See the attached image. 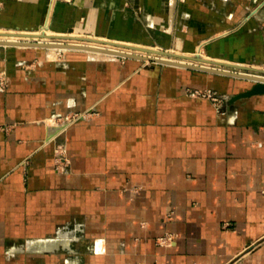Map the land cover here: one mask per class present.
<instances>
[{
  "label": "crops",
  "instance_id": "obj_1",
  "mask_svg": "<svg viewBox=\"0 0 264 264\" xmlns=\"http://www.w3.org/2000/svg\"><path fill=\"white\" fill-rule=\"evenodd\" d=\"M0 26L264 62V0H0ZM14 45L0 48V264H264V94L229 101L253 80Z\"/></svg>",
  "mask_w": 264,
  "mask_h": 264
},
{
  "label": "water",
  "instance_id": "obj_2",
  "mask_svg": "<svg viewBox=\"0 0 264 264\" xmlns=\"http://www.w3.org/2000/svg\"><path fill=\"white\" fill-rule=\"evenodd\" d=\"M20 34H29V35H36L35 33H20ZM38 36H45L49 37L51 39H82V40H95L99 41L102 43H110L118 46H124V47H130L134 49H140V50H145V51H154L159 54H166V55H174L175 57L179 58H187L191 59L196 62H205L209 63L210 65H198L195 63H184L180 61H172L168 59H162L158 57H145L142 55L138 54H133L129 52H112L115 55H121L125 57H137L140 59H147V60H152L154 62H162V63H172V64H177V65H185V66H190V67H197L201 69H207L211 71H216L220 73H226L230 75H234L237 77H242V78H247L250 80H253L254 83L251 87L248 89L242 90L234 95H232L229 99L230 102H234L239 98L242 97H247V96H252L256 94H264V68L255 66V65H248L244 63H237V62H232V61H223L219 59H211L208 57H203L199 53H195L194 55L188 54V53H179V52H171L168 50H161L153 47H145V46H138V45H131V44H126L122 43L120 41H112V40H107V39H99V38H93L89 36H74V35H69V34H56V33H38ZM0 44H18V45H26V46H32V45H38V46H49L48 43H30V42H4L0 41ZM104 51V50H103ZM255 74V75H254ZM258 74V75H257Z\"/></svg>",
  "mask_w": 264,
  "mask_h": 264
},
{
  "label": "bare ground",
  "instance_id": "obj_3",
  "mask_svg": "<svg viewBox=\"0 0 264 264\" xmlns=\"http://www.w3.org/2000/svg\"><path fill=\"white\" fill-rule=\"evenodd\" d=\"M20 33H35L36 35L31 36L29 34L23 35ZM38 33H42V32H40V31H16V30H6V29L3 30L2 29V30H0V41L16 42V43L17 42H30V43L36 42V43H42V44L48 43L49 45L56 46V47H82V48L91 49L93 51H101V52H104L107 54H113L112 52H129V53H133V54L142 55L145 57L150 56V57H158V58H162V59H168V60H172V61H180V62H184V63H193V61L191 59L172 57V56H169L166 54L155 56L159 53L154 52V51H148L151 54L150 53L147 54L146 52L136 51V50H134V48H132L130 50V47L118 46V45H114V44H110V43L104 44L102 42L95 41V40H86V41H90V42H83V41H81L82 39H74V40L65 41L64 39H51V38L45 37V36H38L37 35ZM46 33L51 34V32H46ZM93 38H96V37H93ZM99 39H102V38H99ZM112 41H114V40H112ZM122 43L131 44L129 42H122ZM6 45H8V44H6ZM131 45H138V44H131ZM138 46H140V45H138ZM141 46H145V45H141ZM145 47H149V46H145ZM202 65L208 66L209 63H202ZM262 77H264V76H262Z\"/></svg>",
  "mask_w": 264,
  "mask_h": 264
},
{
  "label": "rangeland",
  "instance_id": "obj_4",
  "mask_svg": "<svg viewBox=\"0 0 264 264\" xmlns=\"http://www.w3.org/2000/svg\"><path fill=\"white\" fill-rule=\"evenodd\" d=\"M6 27V26H5ZM5 27H1L0 26V30H5V29H11L10 27H7V28H5ZM47 29V28H46ZM43 29V30H37V31H40V32H52V31H50L49 29ZM83 36H89V35H86V34H84V35H82V37ZM91 36H93V35H91ZM90 36V37H91ZM97 38V37H96ZM69 40H74V39H68V40H65V41H69ZM109 40V39H108ZM81 41H83V42H90V41H86V40H81ZM114 41H119V40H114ZM120 42H127V41H120ZM160 41H154V43H151V44H143V45H145V46H149V47H155V48H157V49H161V50H168V51H171V52H179V53H184L183 51H176V49H175V47H173V46H164V45H161L160 43H159ZM129 43H131V44H138V45H142L141 43H132V42H129ZM105 44V43H104ZM14 46H18V47H27V46H25V45H14ZM32 46H38V45H32ZM3 47H7V45L5 44H0V48H3ZM28 47H30V46H28ZM38 47H41V46H38ZM43 48H45L46 49V54H47V57L48 58H51V59H59V58H62V56L65 54V51L66 50H63V49H67V48H71V47H63V48H59V49H62V50H60V51H58L57 53H56V56H54L53 58L51 57V56H49L48 54H49V50H48V46H42ZM78 48H82V47H78ZM132 48H130V50H131ZM134 50H136V51H140V52H146L147 54H149L150 52H148V51H144V50H140V49H134ZM91 51V50H90ZM94 52V51H93ZM95 53H98V52H96L95 51ZM195 53H199L201 56H203L204 57V54H202L201 53V51L200 50H195V51H193L192 53H189V54H192V55H194ZM99 54H104V55H111V56H113V57H116V56H118V57H125V56H121V55H115V54H107V53H104V52H99ZM151 54V53H150ZM157 54V53H156ZM158 55H163V54H157V55H155V56H158ZM166 56V55H165ZM169 56H172V57H175L174 55H169ZM145 62H150V61H152V60H146V59H143ZM193 61V60H192ZM193 63H196V64H198V65H202V63H205V62H196V61H193ZM28 64V63H27ZM210 65V64H209ZM248 65H252V64H248ZM253 65H255V64H253ZM255 66H258V67H261V68H264V62L263 63H261L260 65H255ZM8 86V82H7V78H6V75H5V72L2 70V71H0V88L1 89H5L6 87ZM197 88H201V87H196V88H189L188 90H187V92L190 94V95H193V96H195V97H199V96H197V95H195V94H193V90L194 89H197ZM205 88H211V89H213V90H215V91H217L218 92V94L221 96V99H220V101H213V102H215V103H217V104H220V103H223L225 100H226V98H225V96L222 94V93H220L217 89H214V88H212V87H205ZM203 98V97H202ZM209 99V98H208ZM80 113H73L70 117H69V119L70 118H73L74 116H77V115H79ZM85 114V113H84ZM66 160H68L67 158H65V161ZM167 233V232H166ZM173 233H176V232H173ZM159 236V235H158Z\"/></svg>",
  "mask_w": 264,
  "mask_h": 264
},
{
  "label": "built area",
  "instance_id": "obj_5",
  "mask_svg": "<svg viewBox=\"0 0 264 264\" xmlns=\"http://www.w3.org/2000/svg\"><path fill=\"white\" fill-rule=\"evenodd\" d=\"M192 92L193 94L199 97L209 98L213 101H220L221 99V96L218 94V92L211 88H197V89H194ZM82 115H84V113H82ZM78 116L79 115L74 116L73 118H70L69 121L74 120ZM177 236H178L177 233L167 232V233L157 236L156 242L160 245H171L176 241Z\"/></svg>",
  "mask_w": 264,
  "mask_h": 264
}]
</instances>
